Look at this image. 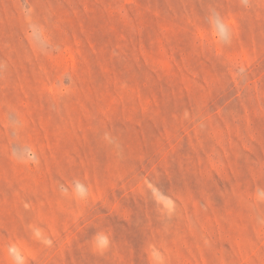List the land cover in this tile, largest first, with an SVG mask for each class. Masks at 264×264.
Here are the masks:
<instances>
[{"label":"rangeland","instance_id":"rangeland-1","mask_svg":"<svg viewBox=\"0 0 264 264\" xmlns=\"http://www.w3.org/2000/svg\"><path fill=\"white\" fill-rule=\"evenodd\" d=\"M0 264H264V0H0Z\"/></svg>","mask_w":264,"mask_h":264}]
</instances>
